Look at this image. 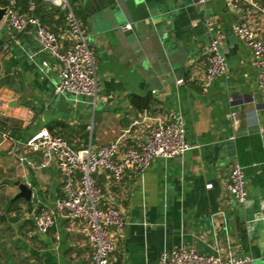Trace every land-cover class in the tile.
I'll use <instances>...</instances> for the list:
<instances>
[{"label":"crops","instance_id":"1","mask_svg":"<svg viewBox=\"0 0 264 264\" xmlns=\"http://www.w3.org/2000/svg\"><path fill=\"white\" fill-rule=\"evenodd\" d=\"M197 1L71 0L95 51L94 100L55 94L58 64L40 50L33 30L15 34L0 24V46H7L0 56V264H90V245L65 212L56 211L46 234L36 229V214L54 208L63 190L56 158L30 152L29 137L46 130L73 149L96 151L123 136L124 146L138 148L152 119L171 110L179 112L191 146L182 159H154L143 174L128 170L117 184L95 176L103 206H115L127 221L113 234L112 258L118 264H159L162 252L194 248L264 264V99L258 70L243 39L231 32L237 20L232 0ZM48 6L41 23L65 50L70 42L64 15ZM237 6L264 38L263 2L240 0ZM205 15L217 26L228 69L209 82ZM127 23L131 30L122 29ZM133 97L142 100H135L138 108ZM235 164L245 177L244 206L226 191ZM16 183L31 189L30 202L16 198Z\"/></svg>","mask_w":264,"mask_h":264},{"label":"built area","instance_id":"2","mask_svg":"<svg viewBox=\"0 0 264 264\" xmlns=\"http://www.w3.org/2000/svg\"><path fill=\"white\" fill-rule=\"evenodd\" d=\"M46 1L64 15L66 34L70 42L65 50L60 46L55 33L42 25L38 17L19 14L13 8V3L8 7L3 21L15 34L33 30L40 50L57 62L58 76L53 88L55 94L94 100L98 87L95 51L89 42L87 30L76 19L71 0ZM238 1L240 0H232L237 20L232 24L231 32L242 38L251 51L252 60L258 70V89L264 99V38L258 37L245 23L237 6ZM203 2L205 0L196 3ZM203 26L207 41L204 79L209 82L226 76L228 69L220 50L215 22L205 15ZM122 29L131 30V25L127 23ZM6 48V45L0 46V56ZM41 67L47 68L48 63L42 61ZM176 84H183V79H178ZM234 116L235 113H231V117ZM3 138L9 140L7 134H3ZM122 138L123 136L96 151L90 147L73 149L62 137L52 135L46 130H41L25 141V147L30 152L54 155L62 178V196L56 199L54 208L44 209L35 216L37 231L46 234L54 224L56 211L65 212L69 219L79 224L90 245V264H118L112 258L116 249L113 234L123 231L127 225L125 216L119 209L115 206H103L104 194L98 187L95 176L104 174L117 184L128 170L141 175L154 159H182L191 148L185 139L182 118L179 112L173 110L152 119V125L140 147L124 146ZM262 147L264 148V144ZM205 188L211 189L212 184H207ZM226 191L237 204L244 206L247 202L245 177L238 164L232 167L228 175ZM253 261L251 256L221 257L201 254L194 248L165 251L159 257V264H253Z\"/></svg>","mask_w":264,"mask_h":264},{"label":"trees","instance_id":"3","mask_svg":"<svg viewBox=\"0 0 264 264\" xmlns=\"http://www.w3.org/2000/svg\"><path fill=\"white\" fill-rule=\"evenodd\" d=\"M31 4L33 5L31 7ZM49 4L47 2H45L44 0H13V8L21 15H27V16H35L38 17L41 22L44 24L46 23L45 19V11L47 10V8ZM0 6L2 7H10L11 6V2L10 0H0ZM53 8H56L53 6ZM52 8V9H53ZM57 9V8H56ZM59 10V9H57ZM47 13V12H46ZM141 100L140 98L137 97H133L131 99V103L138 108V105H136L135 100ZM142 101V100H141ZM148 101L144 99V103L142 105H139L141 107L139 108H143L147 106Z\"/></svg>","mask_w":264,"mask_h":264},{"label":"water","instance_id":"4","mask_svg":"<svg viewBox=\"0 0 264 264\" xmlns=\"http://www.w3.org/2000/svg\"><path fill=\"white\" fill-rule=\"evenodd\" d=\"M264 4V0H261ZM8 7H2L0 6V24L3 22L4 16L6 14ZM16 186L19 189V194L18 196H16V198H21L27 202L31 201V195H32V191L31 189H29L26 185L24 184H20V183H16Z\"/></svg>","mask_w":264,"mask_h":264},{"label":"rangeland","instance_id":"5","mask_svg":"<svg viewBox=\"0 0 264 264\" xmlns=\"http://www.w3.org/2000/svg\"><path fill=\"white\" fill-rule=\"evenodd\" d=\"M221 53H222V51H221Z\"/></svg>","mask_w":264,"mask_h":264}]
</instances>
